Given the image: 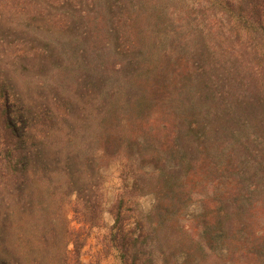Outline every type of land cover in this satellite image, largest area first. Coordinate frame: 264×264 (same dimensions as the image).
I'll use <instances>...</instances> for the list:
<instances>
[{"label": "trees", "instance_id": "obj_1", "mask_svg": "<svg viewBox=\"0 0 264 264\" xmlns=\"http://www.w3.org/2000/svg\"><path fill=\"white\" fill-rule=\"evenodd\" d=\"M8 1L16 13L37 4ZM170 1L98 0V19L85 12L105 31L87 20L93 41L78 51L98 55L102 41L116 57L99 65L88 134L73 92L24 95L0 70V197L19 200L30 163L70 130L79 186L62 264H264V0Z\"/></svg>", "mask_w": 264, "mask_h": 264}, {"label": "rangeland", "instance_id": "obj_2", "mask_svg": "<svg viewBox=\"0 0 264 264\" xmlns=\"http://www.w3.org/2000/svg\"><path fill=\"white\" fill-rule=\"evenodd\" d=\"M33 1L36 7L32 3L16 13L14 10L8 12L9 1L0 0V70L13 77L24 95L49 94L53 97L59 94L60 87L73 92L85 105L82 108L85 114L80 108L74 110V115L83 118L81 130L86 132L85 117L96 118L99 109L95 97L103 84L99 77L103 69L99 65L103 57L109 61L116 58L112 51L102 53V41L97 43L101 51L97 54L101 56L78 51L85 42L93 41L85 32L87 20L92 28L99 26L98 30L105 31L104 22L84 15L89 12L98 19L102 15L99 12L102 3L98 0ZM182 3V0L170 1L168 9ZM113 80L116 82L115 76ZM91 105L92 108H86ZM64 132L65 137L51 139L53 146L44 157L30 163L29 179L24 183L21 198L0 197V264H62L67 260L64 254L68 247L66 235L69 227L76 225L71 208L79 185L71 182L70 130ZM107 185L112 189L114 184L108 182ZM147 203L148 200L143 201L144 205ZM105 220L107 224L111 222L108 215ZM103 231L97 230L84 247L83 261L87 262L93 255L97 236ZM100 264L119 262L116 257L109 256Z\"/></svg>", "mask_w": 264, "mask_h": 264}]
</instances>
